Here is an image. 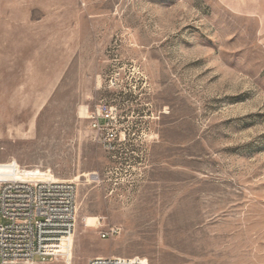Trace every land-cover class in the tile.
Here are the masks:
<instances>
[{
    "label": "rangeland",
    "instance_id": "obj_1",
    "mask_svg": "<svg viewBox=\"0 0 264 264\" xmlns=\"http://www.w3.org/2000/svg\"><path fill=\"white\" fill-rule=\"evenodd\" d=\"M34 170L77 184L72 264H264V0H0V178Z\"/></svg>",
    "mask_w": 264,
    "mask_h": 264
},
{
    "label": "built area",
    "instance_id": "obj_2",
    "mask_svg": "<svg viewBox=\"0 0 264 264\" xmlns=\"http://www.w3.org/2000/svg\"><path fill=\"white\" fill-rule=\"evenodd\" d=\"M92 129L109 153L127 142L116 116L101 105L91 116ZM15 171L16 162L7 163ZM77 184L59 181L51 171L34 170L22 178L0 179V264H70L77 225ZM110 227L102 240L120 235ZM41 259L37 262L36 259ZM88 264H147L143 258L98 257Z\"/></svg>",
    "mask_w": 264,
    "mask_h": 264
},
{
    "label": "bare ground",
    "instance_id": "obj_3",
    "mask_svg": "<svg viewBox=\"0 0 264 264\" xmlns=\"http://www.w3.org/2000/svg\"><path fill=\"white\" fill-rule=\"evenodd\" d=\"M0 179H2V178H0ZM4 179H5V178H4ZM72 260H73V256H72ZM70 264H72V262H71Z\"/></svg>",
    "mask_w": 264,
    "mask_h": 264
}]
</instances>
